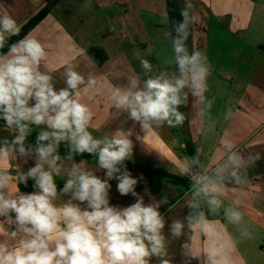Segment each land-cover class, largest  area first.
Returning a JSON list of instances; mask_svg holds the SVG:
<instances>
[{"label":"crops","instance_id":"obj_1","mask_svg":"<svg viewBox=\"0 0 264 264\" xmlns=\"http://www.w3.org/2000/svg\"><path fill=\"white\" fill-rule=\"evenodd\" d=\"M74 2L61 0L57 7L65 4L61 9H66L65 20L54 9L26 37L39 39L44 45L47 60L42 61L40 71L53 77L57 90L66 87L64 73L68 65L83 75L85 82L90 78L96 81L82 96V102L94 112L89 131L95 138L116 131L130 133L133 152L124 161V168L137 179L135 190L145 205L165 201L158 211L165 223L162 234L166 239V258L171 264H207L206 252L215 246L229 264H264V239L256 247L255 261L249 262L243 250L237 251L221 222L226 221V209L234 208L242 213L244 221L264 233V0H192L190 46L192 51L204 53L211 65L208 91L202 101L186 88L187 103L179 107L184 115L183 123L153 124L149 129L142 128L125 112L116 115L109 96L113 87L126 86L132 75L140 77L142 86L149 76L177 73L175 63H165L174 56L166 0H86L89 7L85 6L83 13L69 9ZM178 2L184 7V0ZM44 6V0H0V15L6 12L21 29ZM86 18L92 19V26L102 25L97 37L90 38L82 28ZM90 47L103 49L109 60L98 67L87 55ZM141 58L152 64L150 73L145 74ZM208 100L212 101L210 109L206 106ZM44 127L30 125L31 132L24 141L26 148L35 149L36 137ZM17 134L0 122V147ZM188 141L194 147L195 168ZM58 152L62 158V175L55 178L58 192L67 178L64 170L81 161L87 170L106 178V170L99 168L95 156L73 154L69 160L66 142L60 144ZM233 152L241 157L239 167L229 161ZM35 162L34 154L16 155L11 159L12 175L26 172ZM233 171L240 178L239 183L233 180ZM195 175L202 182L219 183L217 195L221 207L215 213L209 211L203 193L195 195L202 184L192 180ZM173 181H186L187 186L172 184ZM109 183L110 206L127 207L136 202L131 194L120 195L117 180ZM33 184L29 179L21 191L31 193L35 190ZM68 199L67 195H60L56 203ZM191 202L199 206L190 207ZM201 203L207 204L208 214L203 213L209 215L202 220L196 214ZM221 212L223 218L217 217ZM174 221L183 225L178 237H173L171 232ZM3 240L8 238L0 237ZM185 244L191 253L187 256V250L182 247ZM150 264H158V259L153 257Z\"/></svg>","mask_w":264,"mask_h":264},{"label":"clouds","instance_id":"obj_2","mask_svg":"<svg viewBox=\"0 0 264 264\" xmlns=\"http://www.w3.org/2000/svg\"><path fill=\"white\" fill-rule=\"evenodd\" d=\"M192 9V0H184L180 13L183 19L172 40L174 56L165 61L175 63L178 74L149 76L142 86L140 77L132 75L126 86L113 87L109 100L117 110L116 115L125 112L144 129L165 122L177 126L184 121L179 107L187 103L186 88L193 96L205 99L211 65L201 51L189 53L185 43L190 34ZM19 31L9 14L0 15V49ZM46 60L45 47L36 38L25 37L12 43L7 54H0V119L18 133L10 143L0 147V237L12 241H0V264H150L153 257L158 264H171L166 258V239L162 234L165 223L158 211L165 201L145 205L135 190L137 179L124 168V161L133 152L130 133L116 131L95 138L89 131L94 112L82 102V96L96 81L90 78L85 82L84 76L68 65L64 73L66 87L57 90L53 77L40 71L42 61ZM140 64L145 74L152 71L149 60L141 58ZM206 106L210 109L212 101L208 100ZM30 125L45 126L36 137L35 149L24 146ZM62 142L69 148L66 157L69 160L73 154L95 156L99 168L106 170V178L87 170L81 161L64 170L67 178L58 192L55 178L62 175L58 152ZM33 154L35 165L13 176L11 159ZM229 161L239 167L241 157L233 152ZM231 175L240 182L235 171ZM29 179L34 181L35 190L24 193L20 185L26 186ZM113 179L118 181L120 195L131 194L135 203L127 207L110 206L109 181ZM219 188L216 181L202 182L195 193L207 197L212 213L221 207ZM60 195L69 199L57 204ZM189 206L199 205L191 202ZM225 216L233 224L243 218L234 208L226 209ZM199 217L204 219V214L199 213ZM182 228L179 221H174L173 237H178ZM182 247L187 250L186 256L191 254L187 244ZM206 257L207 264H229L215 246L207 250Z\"/></svg>","mask_w":264,"mask_h":264},{"label":"trees","instance_id":"obj_3","mask_svg":"<svg viewBox=\"0 0 264 264\" xmlns=\"http://www.w3.org/2000/svg\"><path fill=\"white\" fill-rule=\"evenodd\" d=\"M45 1V6L44 8L36 15L34 16L27 24H25L19 31V34L16 36L11 37V39L5 44L3 49H0V54H7L8 49L12 43H15L21 39H24L42 20H44L56 7L57 5L61 2V0H44ZM166 7H167V12H168V19H169V29L171 32V37L172 40L176 38L177 33H176V26L182 21L183 17L181 16V9L183 6H181L178 2V0H166ZM191 15V13H190ZM189 36L186 43V46L188 47L189 53L192 52V48L190 46V39L192 37L193 33V28L192 24L189 26ZM87 55L90 57V59L98 66L101 67L103 66L108 60L109 56L107 53L99 48V47H90L87 49ZM0 122L5 123L3 119H0ZM187 148L189 155L193 159V165L192 167L195 168V163H194V158H195V152H194V147L191 142L188 141L187 143ZM233 180H236L234 177ZM186 181H183V183H179L177 181H173L172 184H183L187 186L185 183ZM62 186V185H61ZM63 187V186H62ZM60 187V188H62ZM21 190H25L23 185H21ZM201 209L196 210V214L199 216V213H206L208 214V208L207 204H202L201 203ZM201 210V211H200ZM203 213V214H204ZM209 216V215H205ZM200 218V217H199Z\"/></svg>","mask_w":264,"mask_h":264},{"label":"rangeland","instance_id":"obj_4","mask_svg":"<svg viewBox=\"0 0 264 264\" xmlns=\"http://www.w3.org/2000/svg\"><path fill=\"white\" fill-rule=\"evenodd\" d=\"M64 5L65 4H61L60 6L55 8L56 13L63 20H65L66 18V9L61 10ZM85 6L89 7L86 0H75L71 8L69 7V9L80 10L81 13H83ZM90 22H92V19L86 18V24L82 28L85 30L86 34L90 38L95 37V35L97 37L98 28L100 32L102 30V25L99 24L97 26H92ZM201 206L202 205H200V207ZM217 217L223 218L222 212ZM224 218L226 219L225 215ZM221 222L224 224V227L227 231L226 233L231 236L232 240L234 241V245L236 244V246L238 247L237 251L240 252V249L243 250V252H245L244 258L247 259L249 262H254L256 259L255 257L258 255L256 247L262 245L264 233L258 230L257 227L253 226L252 223L244 221L243 219L238 224L229 223L227 219L226 221Z\"/></svg>","mask_w":264,"mask_h":264},{"label":"built area","instance_id":"obj_5","mask_svg":"<svg viewBox=\"0 0 264 264\" xmlns=\"http://www.w3.org/2000/svg\"><path fill=\"white\" fill-rule=\"evenodd\" d=\"M192 180L196 183H201L202 182V178L199 177L198 175H195L192 177Z\"/></svg>","mask_w":264,"mask_h":264}]
</instances>
